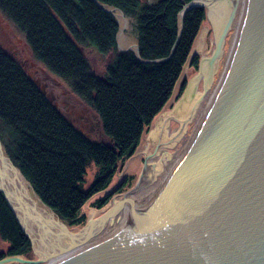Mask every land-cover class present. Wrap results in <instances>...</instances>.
I'll return each instance as SVG.
<instances>
[{
    "label": "water",
    "instance_id": "1",
    "mask_svg": "<svg viewBox=\"0 0 264 264\" xmlns=\"http://www.w3.org/2000/svg\"><path fill=\"white\" fill-rule=\"evenodd\" d=\"M92 1L115 18L117 51L142 60L136 38L133 48L119 43L115 13L124 12ZM198 6L196 69L184 66L125 161L119 177L132 176V187L91 209L80 228L41 201L0 141V192L36 255L0 264H264V0H190L177 38ZM27 189L50 221L29 208Z\"/></svg>",
    "mask_w": 264,
    "mask_h": 264
},
{
    "label": "trees",
    "instance_id": "2",
    "mask_svg": "<svg viewBox=\"0 0 264 264\" xmlns=\"http://www.w3.org/2000/svg\"><path fill=\"white\" fill-rule=\"evenodd\" d=\"M96 1L133 19L143 61L131 50H116V20L92 0H0V12L24 35L33 58L96 113L106 138L93 140L77 129L0 47V141L41 201L69 227L85 223L84 205L108 187L119 166L134 154L171 98L184 66L196 69L198 56L189 54L205 18L201 6L187 10L177 38L178 13L190 0ZM80 46L113 53L103 77L91 70ZM184 87L182 81L179 94ZM91 164L96 173L83 189ZM111 197L106 193L92 206L99 209ZM0 240L8 243L0 259L33 258L29 239L1 192Z\"/></svg>",
    "mask_w": 264,
    "mask_h": 264
},
{
    "label": "rangeland",
    "instance_id": "3",
    "mask_svg": "<svg viewBox=\"0 0 264 264\" xmlns=\"http://www.w3.org/2000/svg\"><path fill=\"white\" fill-rule=\"evenodd\" d=\"M154 2L156 0H148ZM129 19V34L136 38L134 31L133 19ZM0 47L16 59L23 67L29 77L35 80L39 86H42L46 94L52 98L57 109L83 134L93 140H105L103 136L96 113L80 99H78L70 90L68 84L59 77L48 72L40 63H38L32 56L28 46L24 41V35L0 12ZM80 50L85 55L91 70L99 77H103L105 73L106 64L112 59L113 53L102 54L99 53L93 46L81 47ZM117 50V49H116ZM151 126L145 130L140 141L147 133ZM122 163L116 173L113 175L108 187L91 197V199L84 205L83 212L87 216L90 209H97L92 206L95 199L100 198L106 193L113 196L115 193H121L132 187L135 182L132 176L126 175L120 179L119 175L124 166ZM96 173V166L91 164L87 167L83 176L81 187L88 188L93 181ZM119 188L122 191L116 192ZM69 227V226H68ZM81 226H70L69 228H80ZM8 243L0 240V250H5ZM33 258L36 255L32 252ZM21 264V263H16ZM45 264V263H38Z\"/></svg>",
    "mask_w": 264,
    "mask_h": 264
},
{
    "label": "bare ground",
    "instance_id": "4",
    "mask_svg": "<svg viewBox=\"0 0 264 264\" xmlns=\"http://www.w3.org/2000/svg\"><path fill=\"white\" fill-rule=\"evenodd\" d=\"M115 16L117 18V21L119 23V26L121 27V31L119 33V43L123 45L124 47H134L135 46V37L129 34V19H124L118 12L115 13ZM26 202L29 206V208L40 214L44 219L50 221V215L39 205V203L36 201L34 196L26 190ZM91 209L89 210L90 213Z\"/></svg>",
    "mask_w": 264,
    "mask_h": 264
}]
</instances>
